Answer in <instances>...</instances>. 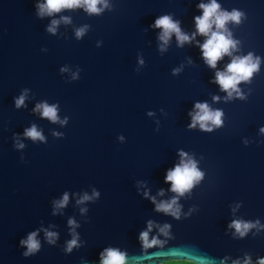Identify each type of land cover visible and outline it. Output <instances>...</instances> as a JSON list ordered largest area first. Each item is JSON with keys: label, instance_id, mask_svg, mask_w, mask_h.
Wrapping results in <instances>:
<instances>
[{"label": "water", "instance_id": "1", "mask_svg": "<svg viewBox=\"0 0 264 264\" xmlns=\"http://www.w3.org/2000/svg\"><path fill=\"white\" fill-rule=\"evenodd\" d=\"M44 2L0 0V264H100L99 253L109 247L126 254L125 264H220L225 255L264 256V229L233 239L235 229L227 227L234 219L264 225V0H217L222 10L237 8L247 16L238 26L227 25L241 42L233 54L261 57L251 83L238 86L247 99L228 102L211 81L229 56L210 68L196 43L206 39L199 34L182 47L173 34L161 52L162 30L150 27L170 14L191 36L194 17L202 15L197 5L209 0H109L113 10L100 16L77 8L38 17L36 5ZM63 16L71 23L61 21L49 33L52 20ZM84 25L89 29L77 40L75 30ZM174 69L180 71L173 75ZM25 89L27 107L17 109L15 98ZM197 102L222 110V126L211 133L199 125L189 129L188 113ZM40 103L56 105L59 120L68 122L42 117L34 111ZM33 124L43 141L24 135ZM181 150L204 176L179 197L177 221L157 212L150 197L159 203L177 195L164 177L180 163ZM94 188L99 198L77 203ZM65 193L67 205L55 209ZM69 219L79 225L80 246L71 253L64 251L73 238ZM149 221L171 225L175 238L144 249L138 237ZM44 229L57 234L54 245ZM37 230L41 249L25 257L20 240ZM158 232L154 227L149 239H167ZM141 256L147 258L132 260Z\"/></svg>", "mask_w": 264, "mask_h": 264}, {"label": "clouds", "instance_id": "2", "mask_svg": "<svg viewBox=\"0 0 264 264\" xmlns=\"http://www.w3.org/2000/svg\"><path fill=\"white\" fill-rule=\"evenodd\" d=\"M38 11V17L52 16L54 13H59L65 9H77L83 8L84 11L89 16H100L107 9L108 11L113 10V6L109 3V0H45L44 3L36 5ZM199 10H202V15L194 17L196 32L191 36L181 31L180 21L173 20L172 15H162L155 19L154 23L150 25L153 28L161 29L158 39L162 42L160 46L161 52L166 50V46L173 34H175L178 46L182 47L186 42L191 43L195 40L197 34L205 37L203 44L197 41V46L202 52L203 59L205 63L212 69H216L218 61L223 59L225 56L231 58V62L228 63L223 71L217 70L215 72V78L211 83L218 84L220 90L226 92L227 95L223 98L225 102L231 101L233 99L246 100L247 96L238 87L242 82L251 83L254 74L260 71L261 57L254 55L253 52H248L247 55H234V52L240 50V41L233 38L232 32L229 30L227 25L229 23L234 25L242 24L246 19V13L237 8H233L231 11L222 10L221 4L217 3V0H209V3H199L197 5ZM65 24L71 23L70 17L63 16L60 20L53 19L51 25L48 26L47 31L49 33L55 34L57 26L61 23ZM89 29V25H84L75 30L76 39L79 40L84 36L85 32ZM99 46V45H98ZM46 50V49H45ZM144 61L141 59L140 64ZM61 72L67 71V68H61ZM180 69H174L173 75H176ZM73 80H77L79 77L77 74H73ZM27 89L18 98H15V107L19 109L21 106L27 107L25 105V99L27 96ZM251 91V90H250ZM213 102L220 101L221 97L213 96ZM41 113L42 117L48 118L52 122H59L62 125L68 122V118L65 117L64 120H59L57 115V106H49L47 103H40L36 105V109ZM149 116L153 113L149 112ZM188 115L191 117V123L187 126L189 129H195L199 125V129L203 132L211 133L213 128H219L222 126V116L223 111L220 109L212 110L207 102H197L194 105V110L190 111ZM158 131V129L156 130ZM264 133V127L260 129ZM24 135L31 138L33 141L44 140L43 135L37 130L36 126L33 124L31 128L25 130ZM54 135H62L59 133H54ZM119 139L122 141L124 138L121 136ZM245 141V145H247ZM264 143V142H262ZM17 148H23L24 145L19 143L17 140ZM180 163L175 165L174 168L167 170L164 177L165 183H171V191L176 193L170 201H161L156 203L155 197H150L153 203L156 204V211L163 212L167 215L172 216L177 221L181 219V206L178 203V199L184 196L185 193L190 192L195 184L199 183L204 176V173L200 171L197 167V162L192 159L187 152L183 150L179 151ZM163 195V190L159 193ZM147 197L148 194L145 193ZM100 197V192L95 188L93 189L92 195L89 196L85 193L80 200L77 201L78 204H83L86 201H95ZM68 203V194L65 193L63 198L58 201H54L55 209L59 210L64 208ZM239 207V205L237 206ZM81 213H86L88 210L82 208ZM192 211V210H190ZM235 211V209L233 210ZM55 214V213H54ZM68 224L72 227L73 238L67 242V247L64 250L67 253H71L73 248L79 247L78 244V234L75 232V228L79 227L75 220L69 219ZM156 227L159 232L158 235H163L166 240H159L157 237L149 239V233L152 229ZM228 229H235L232 234L233 239H243L252 229H256L258 234L264 225L260 224L259 219L255 222L245 221L242 219H234L227 225ZM171 225L164 224L162 227L158 224H154L153 221H149L147 225V230L139 233L138 241L141 243L144 249H148L154 246L163 247L168 240H172L175 237L170 232ZM38 231H33L28 234L26 239L20 240L21 246H26L27 251L23 253L25 257L34 255L38 253L41 249V243L37 240ZM47 242L51 245L56 243L57 234L55 232H50L44 229ZM163 253H153L152 255H162ZM100 264H125L126 254L117 248H105L99 253ZM147 258V256L132 257V260H140ZM129 261V257H128ZM264 264V256L257 257L255 261L252 256L245 253L243 258L233 259L231 256L225 255L220 261V264ZM170 264H181L179 260H173ZM184 264H190V262H184Z\"/></svg>", "mask_w": 264, "mask_h": 264}, {"label": "trees", "instance_id": "3", "mask_svg": "<svg viewBox=\"0 0 264 264\" xmlns=\"http://www.w3.org/2000/svg\"><path fill=\"white\" fill-rule=\"evenodd\" d=\"M171 261H173V260L166 261V262H164L162 264H170ZM179 261H181V264H184V262H190V264H195L194 262L188 261V260H179Z\"/></svg>", "mask_w": 264, "mask_h": 264}]
</instances>
